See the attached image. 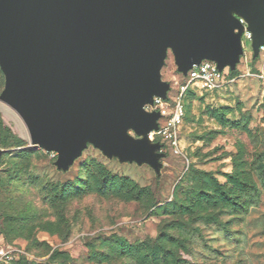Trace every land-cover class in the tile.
Returning <instances> with one entry per match:
<instances>
[{
    "label": "rangeland",
    "instance_id": "rangeland-1",
    "mask_svg": "<svg viewBox=\"0 0 264 264\" xmlns=\"http://www.w3.org/2000/svg\"><path fill=\"white\" fill-rule=\"evenodd\" d=\"M246 48L218 90L186 93L177 155L127 130L159 146L153 163L86 141L59 166L1 100L0 67V249L26 264H264V53ZM159 78L171 108L189 78L170 50Z\"/></svg>",
    "mask_w": 264,
    "mask_h": 264
},
{
    "label": "water",
    "instance_id": "water-1",
    "mask_svg": "<svg viewBox=\"0 0 264 264\" xmlns=\"http://www.w3.org/2000/svg\"><path fill=\"white\" fill-rule=\"evenodd\" d=\"M239 19L257 56L264 0H0L1 100L35 148L58 153L59 166L86 141L153 163L159 146L126 132L157 130L159 114L143 106L166 99L159 72L168 51L183 75L203 60L234 70L243 54Z\"/></svg>",
    "mask_w": 264,
    "mask_h": 264
},
{
    "label": "built area",
    "instance_id": "built-area-1",
    "mask_svg": "<svg viewBox=\"0 0 264 264\" xmlns=\"http://www.w3.org/2000/svg\"><path fill=\"white\" fill-rule=\"evenodd\" d=\"M240 24L243 25L241 34V47L244 52H247L246 41L252 43V34L247 29L246 23L239 19ZM259 53H264V44L259 47ZM188 83L179 87V92L175 96L173 106L170 108L166 99L160 97H153L151 104L145 105V111L148 113H158L160 118L165 120L162 128L158 125L157 130L150 133L151 136L158 135L163 137L169 148L174 154L179 153V129L183 124L185 114L184 99L188 90L197 89L200 94L211 93L219 89L221 82L224 79L223 70L217 68L216 63L212 61L203 60L198 65H194L188 72ZM19 252L14 249L4 250L0 249V264H11L16 254Z\"/></svg>",
    "mask_w": 264,
    "mask_h": 264
},
{
    "label": "trees",
    "instance_id": "trees-1",
    "mask_svg": "<svg viewBox=\"0 0 264 264\" xmlns=\"http://www.w3.org/2000/svg\"><path fill=\"white\" fill-rule=\"evenodd\" d=\"M184 108H185V105H184ZM6 131L8 132L9 130L6 128ZM2 148H3V146H2ZM237 183L240 184L239 181H237ZM26 263H27V260H26V258L23 255L16 254L15 259H14V261L11 264H26Z\"/></svg>",
    "mask_w": 264,
    "mask_h": 264
}]
</instances>
